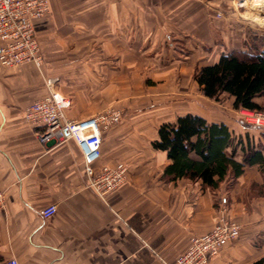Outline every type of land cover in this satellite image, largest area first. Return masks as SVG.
<instances>
[{"label": "crops", "instance_id": "crops-1", "mask_svg": "<svg viewBox=\"0 0 264 264\" xmlns=\"http://www.w3.org/2000/svg\"><path fill=\"white\" fill-rule=\"evenodd\" d=\"M213 6L206 0H50V12L35 21L43 75L32 64H0V264H175L192 237L214 228L223 203L241 232L209 264H264L259 166L228 176L217 189L186 178L169 181L167 153L152 146L159 125L152 130L149 114L129 116L103 132L96 164H126L127 181L100 198L86 185L76 142L42 144L25 120L26 109L47 94L45 75L58 79L65 96L63 75L69 76L66 115L76 121L122 104L109 90L119 97L136 75L194 79L199 68L236 48L215 38ZM171 83L173 90L181 84ZM189 101L173 102L171 121L188 113L204 117L187 109ZM50 205L57 212L45 220L41 212Z\"/></svg>", "mask_w": 264, "mask_h": 264}, {"label": "built area", "instance_id": "built-area-1", "mask_svg": "<svg viewBox=\"0 0 264 264\" xmlns=\"http://www.w3.org/2000/svg\"><path fill=\"white\" fill-rule=\"evenodd\" d=\"M49 12L50 0H0V64L3 67L32 64L42 74L44 55L35 21ZM44 82L47 94L25 111V120L38 130L39 141L42 144L75 141L82 153L87 187L100 198L118 190L127 181V166L103 165L97 169L96 164L102 154V134L121 123L122 112L110 108L85 120H72L66 115L70 100L55 90L57 79L44 77ZM252 112L245 113L250 115V124L264 128V114ZM224 205L220 207V216L214 228L205 235L192 237L188 250L177 258L175 264H209L229 243L239 238L241 227ZM3 207L4 198L0 193V210ZM56 212L57 205H50L41 214L46 220ZM10 264L17 262L12 260Z\"/></svg>", "mask_w": 264, "mask_h": 264}, {"label": "trees", "instance_id": "trees-1", "mask_svg": "<svg viewBox=\"0 0 264 264\" xmlns=\"http://www.w3.org/2000/svg\"><path fill=\"white\" fill-rule=\"evenodd\" d=\"M252 40L254 45L247 39L242 49L223 53L216 63L196 71L194 79L206 98L227 95L236 110L264 113V103L258 102L264 98V37ZM261 138L254 142L248 133L236 136L223 122L188 113L162 123L152 146L167 153L164 178L201 181L217 189L228 176L236 179L248 167L259 166L264 172V133Z\"/></svg>", "mask_w": 264, "mask_h": 264}, {"label": "rangeland", "instance_id": "rangeland-1", "mask_svg": "<svg viewBox=\"0 0 264 264\" xmlns=\"http://www.w3.org/2000/svg\"><path fill=\"white\" fill-rule=\"evenodd\" d=\"M206 2L209 7L212 4L214 5L211 12L213 19L216 20V23H214L215 38L228 41L227 43L236 46V48L232 47L229 51L242 49L247 39L250 45H254L253 37L258 40L264 37V8L261 2L255 0H206ZM130 76L133 78L134 75ZM45 77L53 78L46 75ZM63 77L66 79V81L63 79V85L67 96L61 94V91L57 89L58 82L55 85V90L69 99V76L63 75ZM138 77L139 79H137ZM175 78L181 84L179 88L173 90L171 81H174ZM193 80L192 75H174L169 73L136 75V80L132 79L130 83H127L128 87L126 90H119V97L113 95V90H109L111 100L116 98L123 102L119 106L109 107V109H118L122 112L121 122L129 116L136 115L139 117L149 114L152 117L150 127L153 130L156 125L160 126L162 123L171 121V105L175 100L187 102L190 99V105L187 109H191L194 112L199 111L210 122L226 123L236 136H243L248 133L254 142L261 141L264 128L252 126L248 120L250 115H245L247 112H254L234 109L233 100L227 95L221 96L219 100L206 98L199 88H195ZM177 96L180 98H175ZM258 102L264 103V98L258 99ZM105 110L107 108L101 112ZM260 113L264 114L263 112ZM224 206L229 210V204L225 203Z\"/></svg>", "mask_w": 264, "mask_h": 264}, {"label": "bare ground", "instance_id": "bare-ground-1", "mask_svg": "<svg viewBox=\"0 0 264 264\" xmlns=\"http://www.w3.org/2000/svg\"><path fill=\"white\" fill-rule=\"evenodd\" d=\"M257 2H261V4L263 5V8H264V1L263 0H255Z\"/></svg>", "mask_w": 264, "mask_h": 264}]
</instances>
